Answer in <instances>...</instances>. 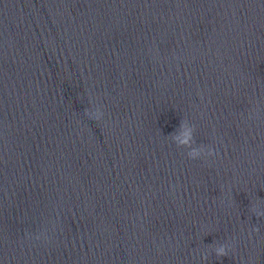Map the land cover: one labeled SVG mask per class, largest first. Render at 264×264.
<instances>
[{"label":"clouds","instance_id":"obj_1","mask_svg":"<svg viewBox=\"0 0 264 264\" xmlns=\"http://www.w3.org/2000/svg\"><path fill=\"white\" fill-rule=\"evenodd\" d=\"M85 114L89 116L90 119L100 120L103 113L97 109L95 113L90 112L89 110L85 109ZM183 126V125H182ZM172 139L176 141L177 146H190L192 142L191 132L186 131L184 133L183 139H178L177 137L173 136ZM209 154H211V151H209ZM188 156L191 159H196L199 156V153L196 149H192L190 152H188ZM257 215H264V213H256ZM215 254L217 257H223L228 255V251L225 245H220L215 248ZM207 258L206 256L204 257Z\"/></svg>","mask_w":264,"mask_h":264}]
</instances>
